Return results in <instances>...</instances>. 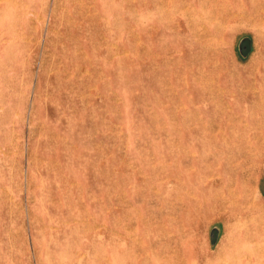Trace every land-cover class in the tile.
Listing matches in <instances>:
<instances>
[{
    "label": "rangeland",
    "instance_id": "1",
    "mask_svg": "<svg viewBox=\"0 0 264 264\" xmlns=\"http://www.w3.org/2000/svg\"><path fill=\"white\" fill-rule=\"evenodd\" d=\"M0 264H264V0H0Z\"/></svg>",
    "mask_w": 264,
    "mask_h": 264
},
{
    "label": "bare ground",
    "instance_id": "2",
    "mask_svg": "<svg viewBox=\"0 0 264 264\" xmlns=\"http://www.w3.org/2000/svg\"><path fill=\"white\" fill-rule=\"evenodd\" d=\"M236 15H237V14H236ZM236 15H235V16H236ZM212 22H213V21H212ZM201 27H202V26H201ZM249 252H250V251H249ZM251 254H253V253H251Z\"/></svg>",
    "mask_w": 264,
    "mask_h": 264
}]
</instances>
